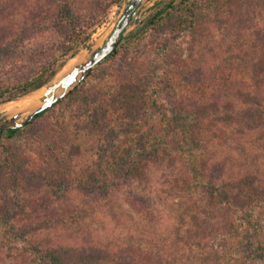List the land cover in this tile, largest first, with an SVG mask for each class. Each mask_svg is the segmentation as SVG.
Returning a JSON list of instances; mask_svg holds the SVG:
<instances>
[{
	"label": "rangeland",
	"instance_id": "obj_1",
	"mask_svg": "<svg viewBox=\"0 0 264 264\" xmlns=\"http://www.w3.org/2000/svg\"><path fill=\"white\" fill-rule=\"evenodd\" d=\"M67 1L75 15L84 19L91 14L93 24L98 23L91 28L89 40L80 45L74 57L67 58L58 73L79 53L83 55L74 59L66 71L58 76L57 73L55 79L102 47L133 2L122 0L102 13L108 0ZM161 1L142 0L122 36L141 25ZM205 2L217 4L218 0ZM0 8L7 6L0 1ZM250 11L249 17L262 27L264 0H257ZM61 27L46 23L28 27L11 38L0 37V87L31 76L53 57L59 62L64 60ZM210 30L214 39H218L219 32L210 27L209 34ZM169 39L178 44L175 55L183 65H170L158 55ZM209 48L191 42L187 36L172 40L167 33L132 44L125 57L94 67L95 71L84 79L80 97H69L76 86L28 131L7 141L8 147L7 143L4 146L0 143V260L9 264L17 254H22V244L8 245L4 231L16 226L9 216L26 205L29 190L37 192L41 200L48 198L46 201L52 202L55 188L76 182L73 187L77 186L76 194H80L76 202L81 200L80 206L87 212L84 224L101 236L110 249L116 247L123 252L127 249L153 259L155 264H264V202L255 201L249 206L251 198L248 200L243 190L238 193V207L232 205L224 216L217 215L213 200L217 191L190 183L187 178L185 181L182 176L186 170L173 168L171 164L160 166L147 180L130 179V147L145 145L152 128L158 132L153 124L157 114L160 119L164 115L147 112L138 92L147 87L154 68L167 72L160 97L169 112L174 100L190 99L188 103L193 106L205 107L210 96L220 97L222 89H256L263 97L260 106L241 116L210 111L205 136L214 164L210 178L216 181L223 175L222 170L225 174L232 167L234 174L245 171L256 178L264 176V77L254 83L248 73L227 68L223 57L216 59L218 51L214 46ZM36 92L0 104V116L24 120L39 105L32 96ZM149 112L156 114L145 125L134 121L136 116ZM237 120L246 124L238 125ZM150 121L153 123L149 124ZM238 129L249 132L244 137L246 143L237 138ZM54 137L56 144L51 146ZM39 144H43L42 151L31 154L33 146ZM167 146V153L174 158L173 151L180 145ZM9 160L14 167H7ZM136 195L144 198L139 211L125 203L127 197ZM45 224L49 228L54 225ZM15 233L17 238L25 239L23 232Z\"/></svg>",
	"mask_w": 264,
	"mask_h": 264
},
{
	"label": "trees",
	"instance_id": "obj_2",
	"mask_svg": "<svg viewBox=\"0 0 264 264\" xmlns=\"http://www.w3.org/2000/svg\"><path fill=\"white\" fill-rule=\"evenodd\" d=\"M0 1L7 6V9L0 8V37L11 38L28 27L46 23L61 25V33H64L62 54L64 60L59 62V59L53 57L31 76L0 87L2 103L38 90L51 81L67 58L74 57L80 45L89 40L91 28L98 22L93 24L94 17L91 14L84 19L75 15L67 0ZM121 1L108 0L102 13L110 5L119 4ZM205 1L162 0L156 3L141 25L134 27L127 35L121 36L117 47L97 66L109 63L117 57H125L128 47L132 44L150 36L167 33L172 40L187 36L191 42L196 41L199 45L207 46L208 50L209 46H214L218 51L216 59L222 60L223 57L227 68L236 73H248L254 83L258 82L264 77V25L259 27L256 21L249 17L250 7L256 6L257 0H218L217 4L213 2L208 4ZM210 27L219 32L218 39H214L212 30L209 34ZM165 41L158 55L164 57L165 63L183 65L184 62L175 55L179 49L178 44H174L171 39ZM92 71H95L94 68ZM167 79V72L164 69L159 72L154 68L150 73L147 87L138 91L147 112L157 111L164 115L160 119L157 114L155 122H149L155 125L158 132L155 133L152 128L151 138L145 145L134 144L130 147L128 151L130 179L147 180L160 166L171 164L173 168L186 170L182 176L185 181L187 178L190 183L202 184L205 188L212 187L217 191V196L213 199L217 215L224 216L232 205L238 207V193L243 190L246 191L244 194L248 200L251 198L249 206L255 201L264 202V176L256 178L254 175L245 174V171L234 174L232 167L225 174L222 170L223 175H220L218 180L210 178L214 164L212 157L208 155L205 136L209 130L205 121L210 111H220L227 116L233 113L237 116L250 114L255 107L261 105L263 97L256 89L247 91L242 88H226L221 90L219 98L214 99L210 96L205 107H199L198 104L193 106L192 103H188L190 99L174 100L169 112L160 97ZM85 80L69 94V97H80L83 94L81 87ZM62 100L39 114L23 128L0 130V143L4 146L20 132L28 131L37 120L51 112ZM155 114L150 112L140 114L134 121L145 125L148 118L152 119ZM241 123L246 124L241 120L237 124ZM238 130L237 138L241 139L240 143L242 141L246 143L244 137L249 132ZM55 141L54 137L50 142L51 146L56 144ZM170 143L180 145L179 149L175 148L173 151L174 158L167 153L169 148L167 145ZM41 145L43 144L33 146L31 154L35 155L36 151H42ZM10 166L14 167L11 161L7 162V167ZM23 181H26V178ZM75 184L76 182H73L71 186L55 188L52 202L46 201L48 198L41 200L37 192L29 190L26 205L20 212L9 216L15 220L16 226L4 231V240L8 245H14L16 242L22 244V254H17L9 264H155L153 259L129 252L127 249L124 252L116 247L110 249V245L104 242L101 236L90 231L84 224L87 212L80 206L81 200L80 203L76 202L80 194H76L78 188L73 187ZM48 203L52 204V207L49 208ZM125 203L131 209L139 211L144 205V198L139 195L127 197ZM44 222L54 225L49 228ZM16 231L23 232L25 239L17 238ZM0 264L7 262L0 260Z\"/></svg>",
	"mask_w": 264,
	"mask_h": 264
},
{
	"label": "water",
	"instance_id": "obj_3",
	"mask_svg": "<svg viewBox=\"0 0 264 264\" xmlns=\"http://www.w3.org/2000/svg\"><path fill=\"white\" fill-rule=\"evenodd\" d=\"M141 1L142 0H133V2L128 5L125 13L111 32L105 44L92 52L91 57L77 63L64 75L57 79L53 78L38 90L29 92L28 94L23 96L9 99L8 101H15L41 89L43 91L40 104L31 109L28 112V116L24 120H20L18 116H13L10 118L0 116V130L23 128L39 114L45 112L46 110L54 106L59 100L63 99L71 89L78 86L88 76L92 69L96 67L102 60H104L109 54H111L112 51L117 47L119 39L122 36V32H124L125 28L130 22V18L133 14L134 9L139 6ZM8 101L2 103H6Z\"/></svg>",
	"mask_w": 264,
	"mask_h": 264
},
{
	"label": "bare ground",
	"instance_id": "obj_4",
	"mask_svg": "<svg viewBox=\"0 0 264 264\" xmlns=\"http://www.w3.org/2000/svg\"><path fill=\"white\" fill-rule=\"evenodd\" d=\"M82 55H83L82 53H79V54L76 56V58H80ZM76 58H74V59H76ZM74 59L68 61L67 64L64 66V68L61 70V72H62V71H66L65 69H67L68 67H70V65L72 64V62H73ZM76 61H77V60H76ZM68 71H69V70H68ZM61 72H60V73H61ZM60 73H59V74H60ZM59 74H58V75H59ZM58 75H57V76H58ZM58 78H59V77H58ZM42 95H43V91H42V89H41V90L37 91L35 94H33L32 96H34L35 99L38 101V104H40V99H41V96H42ZM21 102H22V101H20L19 103H21ZM19 103H18V104H19ZM38 104H37V105H38Z\"/></svg>",
	"mask_w": 264,
	"mask_h": 264
}]
</instances>
